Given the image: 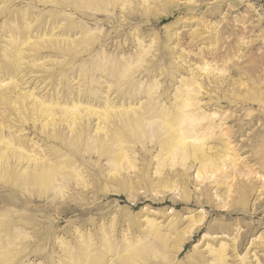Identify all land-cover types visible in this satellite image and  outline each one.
Returning <instances> with one entry per match:
<instances>
[{
    "label": "rangeland",
    "instance_id": "rangeland-1",
    "mask_svg": "<svg viewBox=\"0 0 264 264\" xmlns=\"http://www.w3.org/2000/svg\"><path fill=\"white\" fill-rule=\"evenodd\" d=\"M118 4L106 10L96 5L88 12L61 0H0V151H5L0 152V222L13 224L11 238L5 245L0 242V264H87V258L100 259L95 264H264V0ZM89 38L93 44L81 51L76 42ZM105 58L134 62L140 72L134 81L153 90L143 89L135 98L117 96L123 78L102 70ZM188 92L200 107H192L195 112L222 116L223 127L231 133L239 166L219 174L222 186L217 193L231 186L225 206L219 207L223 199L214 197L215 185L196 179L198 164L192 159L186 164L193 167L180 176L183 185L175 191L161 189L168 202H157L154 193L155 200L132 201L113 191L118 187L112 183H103L106 190L94 193L96 176L111 181L115 173L106 159L97 171L84 168L65 149L83 122L90 117L87 136L79 142L91 144L99 124L94 112L138 109L152 101L176 110ZM216 136L205 146L220 148ZM16 147L50 169L72 159L74 169L64 167L58 175L72 184L61 188L62 193V185L55 187L46 197H39L32 186L19 187L17 178L35 164L19 162L12 151ZM134 148L137 158L139 148ZM87 153L84 161L94 162L95 150ZM157 154L159 149H153L146 160L132 161L126 179L137 182L135 173L147 168L156 183L157 170L162 169L157 163L166 157L163 152L157 160ZM170 165L167 169L173 170ZM74 171L78 177L69 175ZM205 194L210 202L195 203ZM200 213L205 215L202 224L182 236L189 219ZM154 238L165 241L162 247Z\"/></svg>",
    "mask_w": 264,
    "mask_h": 264
},
{
    "label": "bare ground",
    "instance_id": "bare-ground-1",
    "mask_svg": "<svg viewBox=\"0 0 264 264\" xmlns=\"http://www.w3.org/2000/svg\"><path fill=\"white\" fill-rule=\"evenodd\" d=\"M123 1H127V0H61L62 3L64 2L66 4H70L72 6H75V9H76V7L81 8V9H87L88 12H89V10H92L93 6H96V5H103V7H105V10H106L109 7V5H111V7H114L117 5V3L120 4ZM91 13L92 12H90L89 14H91ZM82 29H80V30L82 31ZM82 32H84V31H82ZM91 39H93V38H89V39L84 40V41L82 40L83 42L81 44H80V42L78 44L77 43L78 41H77L76 46H81V51H85L86 46L88 47V45L93 44V40H91ZM66 50H70V49H66ZM76 51H74V52H76ZM144 54H145V52H144ZM68 55L70 56L69 53H68ZM105 60H106V62L104 61V63L106 64V67H104V69H102V70H106L108 74L114 75L117 78L119 77L118 80L123 78V80H121V82L119 81L120 83L117 86V89H116V91H117L116 95L117 96L120 94H124V95H128L129 97L135 98L136 96L140 95V93H141L140 91H142L143 89H144L143 91L146 93L153 90L152 86H150V85L147 86L146 84H141L138 81H134V76L135 75L138 76L140 74V72H138V70H136V68H135L136 66L135 65L132 66L134 64V62L132 63L127 59L120 61L118 59L108 60L105 58ZM137 60H138V58H137ZM101 63L103 64V62H101ZM105 64L103 66H105ZM96 70H99V68ZM125 72H128L127 75L125 74L126 77L123 76ZM82 76H84V75H82ZM146 93H144V94H146ZM186 95L187 96H186L185 100L181 101L180 103H177L179 106H178V109H176V110L173 109L174 108L173 105L170 107H165V106H162L160 103H155L152 100H151L152 102H149V103L147 102L146 104L144 103V105L141 103V106H139L138 109L127 108V109H122V110L118 111L116 108L113 109V107H111L110 110H108L109 109L108 108L104 112H94V111L90 110L91 115L93 114L92 112H94L93 115L94 116L97 115V117L99 119V124L95 130V134L93 136L89 135L93 139L94 143L89 144L87 141L86 142H83V141L79 142V140H81V138L87 136L86 135L87 129L91 125L90 117H88L86 115L88 117V119H86L83 122V124L81 125V127L77 131L74 132L70 141L67 144H64V147L73 157H75V160L77 159L78 161H80L81 163H83L85 165L84 168L97 171L98 169H101L102 166L100 167V161L103 159H106L111 164V169L115 173L114 174L112 172V174H114L113 175L114 179L111 180L112 182L111 181H104V180H101V178L96 176L97 178L95 177L94 179L95 180L97 179L98 181L96 180L95 185L92 187L94 193H100V191L103 193V190L106 188L105 187L103 189V187H102L103 183H105V185H109L108 183H112V184H116L118 187L116 190L113 189V191L120 192L121 194L128 196V198H130L132 201H137L138 199H142V198L145 200L147 197L151 198V196H152L151 194L154 193L155 194L154 196L158 197V199L156 200L157 202H160V201L163 202L164 201V203H165L168 201L164 198V195H163L164 192L161 194V189L166 188V189H169L171 191H175L177 189L178 185H180V186H181V184L183 185V183L181 182L182 177L180 178V176L187 175L188 170L191 169L196 162L198 164L197 172H196V179H199L200 182L210 181L212 185H215L214 193H216V194L214 197L218 201L223 199L222 202H224V203L219 205V207L225 206L224 204H226V202L224 200H226V198L231 196L228 194L226 195V191L230 192L231 186L229 185L227 187V190H225L224 193L219 195V193H217V192H218V189L220 188V186H222V178L219 176V174L220 173H226V170H228V169L230 170L231 168L234 170H237V167L239 166L235 150H234L233 146H231V142L229 141L231 133L226 128L223 127V123H222L223 117L222 116H219L216 113H212V114H209L206 116V115H201L199 112H195L194 108H192V107L197 106L196 110L200 109V107H198V105L195 101L194 95H192L191 92H188ZM180 100H181V98H180ZM47 106L48 105H45L44 108L45 107L47 108ZM44 111L46 112V110H44ZM50 111H47V112H50ZM73 115L75 116L76 114H73ZM48 117H50V115ZM53 121H55V119ZM217 133H218V137L217 136L216 137L220 139L221 144L220 143L219 144L221 145V147L215 148V149H213L212 147L210 148V146L206 147L205 144L207 143V140H209L210 137L215 136V134H217ZM10 143L6 144V146L9 147ZM150 143H151V145H149ZM1 145H3V143ZM134 146L139 148L137 150L139 157H137V158L139 160H142V161L146 160L147 157H149L151 155V152L153 151V149H159L160 154L164 152V154L166 155V157L164 156L165 158L162 157V160L159 163H157V165L158 164L161 165L163 170L162 169L160 171L157 170L158 180L156 183H154L152 178H150V176L148 175V173H147L148 169L147 168H146V171H145V168L142 169L141 175H138L136 173H135V175L133 174L134 179L139 178V180L137 182H134L133 179H131V181L126 179L127 174H125V171L127 169L133 167L135 164H133L132 161L137 159L133 156L135 154V150H136L134 148ZM91 148H93V150H95V152L97 153L95 161L94 162H85L83 159L84 158L83 153L86 154L87 150H90ZM2 149H4V147ZM12 151L15 153H18V155H16V154L15 155L18 156V158H20V159L16 158L19 160V162L20 161L23 162V160H26V162H30V161L32 162L33 161V163L35 164L34 168H32L31 170L30 169L25 170L24 173L22 174V176H20V178H17V180L15 182L18 183L19 187L25 189V187H31L32 186V187L36 188L35 192L40 195L39 197H41V195L43 197H46V196H49V195H47L48 192L50 190L54 189L55 187H60V185H62L63 187L61 186L58 189L59 192H61L60 191L61 188H65L66 186L68 188L69 185L72 184L73 181L71 182L70 179L63 177L60 180V178L58 177V175H60L62 172L64 173V171H62L64 167L65 168L70 167V168L74 169L72 159L68 158V161H65V163L59 162V163H57V165L54 168L50 169L44 164V161H42V159L36 158L37 156L36 157L26 156L25 155L26 152H24V148L22 149L21 147H16V149L12 150ZM0 152L4 153L5 151L1 150ZM92 154H93L92 152L87 153V155L89 157H91ZM160 154H157V156H156L157 160L161 159ZM8 155L9 154H7V156ZM3 157H6V156L4 155ZM188 159H190V160L192 159V163H194V164L193 165L188 164V163L186 164V161H188ZM75 160H74V162H75ZM0 162H1V160H0ZM4 163H5V165H7L8 162L7 161L4 162V159H3V168L5 166ZM168 163H169V165L171 164L170 166H171V168H173V170L167 169ZM1 164H2V162H1ZM180 165H181V167H182V165L184 166V168H182L183 170L180 169V167H179ZM0 167H2V166H0ZM8 168L9 167L7 166L4 169L8 170ZM194 168H195V166H194ZM16 169H17V167L15 168V170ZM0 170H2V168ZM32 170H33V173H32ZM13 172H15V171H13ZM10 173H11V170H10ZM73 173H74V175L71 173L69 175H71L72 177H75V176L78 177L79 176V174L76 171H74ZM14 174L12 175V173H11L12 176H14ZM118 174L123 176V178L120 181L116 180V179H118V178H116V175H118ZM17 177H19V175ZM232 179H233V177L231 178V180ZM263 180H264V178H263ZM129 182H130V184H129ZM55 183H57V184H55ZM3 185H4V183H3ZM163 186H165V187H163ZM109 188H110V186H109ZM71 189H73V187ZM139 189H142L143 191L139 192L138 191ZM225 189H226V187H225ZM164 191H166V190H164ZM182 192L185 195L186 191L184 189H182ZM84 193H86V192H84ZM26 194L27 193H25V195ZM20 195H22L21 190H20ZM29 196H31V195H29ZM21 197H23V196H21ZM54 197H56V196H54ZM151 199L155 200V198H151ZM182 199L186 201V200H188V197L182 196ZM183 200H181V201H183ZM171 202L174 204L178 203V201H176V199H174V198L172 199V197H171ZM203 202H207V203L210 202V196L205 194V195H203L202 199L197 198V200H195V203H203ZM48 204H49V202H48ZM73 204H75V203H73ZM17 205H19V204H17ZM66 211L67 210L65 209V212ZM204 219H205V215L203 213H200L199 216H197L195 218L194 217L190 218L189 219V225L180 234L182 236H184L185 234H189L192 229L197 227L199 224H202ZM12 225L13 224H9V223L8 224H2V223L0 224V242L2 241L3 244L11 238L12 232L10 231V228ZM150 227H152V225ZM19 228H20V226H19ZM157 229H156V231H157ZM153 230H151V231H153ZM152 234H153V232H152ZM7 235H9V237L5 238V236H7ZM161 238H157V240L154 238L155 244L159 247H162L161 242H165L162 240L164 238H162V239ZM166 240H168V239L166 238ZM83 241H84V239H83ZM85 246H84V248H85ZM127 247H129V246L127 245V246L123 247L124 248L123 250L125 252L127 251ZM78 249H80V247H78ZM84 251H85V249H84ZM89 253H90V251H89ZM87 254H88V252H87ZM87 254H84V255L86 256ZM99 260L100 259H98V258L94 259V260H92V259L90 260L88 258L86 259V261H89L91 264L98 263ZM73 261H75V260H73ZM89 262L87 264H89Z\"/></svg>",
    "mask_w": 264,
    "mask_h": 264
}]
</instances>
